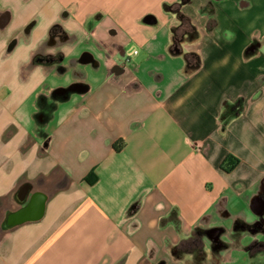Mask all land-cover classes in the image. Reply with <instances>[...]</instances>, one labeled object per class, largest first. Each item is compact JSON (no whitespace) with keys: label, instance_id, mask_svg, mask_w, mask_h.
Wrapping results in <instances>:
<instances>
[{"label":"crops","instance_id":"0c3cea01","mask_svg":"<svg viewBox=\"0 0 264 264\" xmlns=\"http://www.w3.org/2000/svg\"><path fill=\"white\" fill-rule=\"evenodd\" d=\"M256 245L264 0H0V264H264Z\"/></svg>","mask_w":264,"mask_h":264},{"label":"rangeland","instance_id":"374dc122","mask_svg":"<svg viewBox=\"0 0 264 264\" xmlns=\"http://www.w3.org/2000/svg\"><path fill=\"white\" fill-rule=\"evenodd\" d=\"M64 18H65V14L58 12V20L59 21H58V23L53 24L51 29H50V34L47 37L48 44H55V45L57 44V46L60 47L59 43H63L64 41L69 40L67 33L65 32V30L63 29V27L60 24L61 22H64ZM184 19H186V18H184ZM29 22H28L29 23L28 27H29V29H31L33 21H29ZM28 33L29 32L27 31L26 35H28ZM57 40H58V43H56ZM57 54H58V56H56ZM57 54L55 55L56 58H58L59 61H64L65 57H64V53L62 52V50H58ZM48 58H49V55H40L39 59L42 61H47ZM53 106L54 105H51V107H53ZM258 247L263 248L264 246L263 245L262 246L256 245L253 248V250L257 249ZM198 253H202V252H198ZM189 260H190L191 264H205V262H206L205 256H203L202 254L199 255V257L189 258Z\"/></svg>","mask_w":264,"mask_h":264},{"label":"trees","instance_id":"16d2710c","mask_svg":"<svg viewBox=\"0 0 264 264\" xmlns=\"http://www.w3.org/2000/svg\"><path fill=\"white\" fill-rule=\"evenodd\" d=\"M232 158V156H228V161H230ZM89 182H93L96 179V176L93 172H91L88 177L86 178Z\"/></svg>","mask_w":264,"mask_h":264}]
</instances>
